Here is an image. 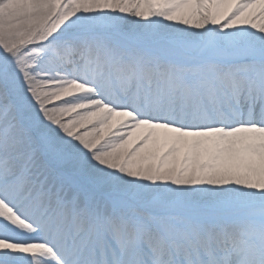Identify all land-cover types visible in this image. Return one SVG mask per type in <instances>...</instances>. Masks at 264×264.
Instances as JSON below:
<instances>
[{
	"label": "snow or ice",
	"instance_id": "snow-or-ice-1",
	"mask_svg": "<svg viewBox=\"0 0 264 264\" xmlns=\"http://www.w3.org/2000/svg\"><path fill=\"white\" fill-rule=\"evenodd\" d=\"M0 264H264V0H0Z\"/></svg>",
	"mask_w": 264,
	"mask_h": 264
}]
</instances>
